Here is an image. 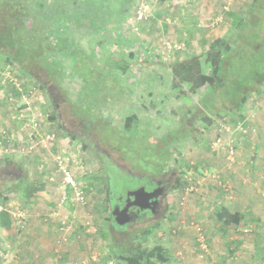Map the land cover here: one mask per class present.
Masks as SVG:
<instances>
[{
    "label": "rangeland",
    "instance_id": "1",
    "mask_svg": "<svg viewBox=\"0 0 264 264\" xmlns=\"http://www.w3.org/2000/svg\"><path fill=\"white\" fill-rule=\"evenodd\" d=\"M116 1H107L111 11L105 28L88 31L85 20L76 37L96 70L108 73L97 89L99 72L82 81L61 53L54 58L63 76L41 75L45 85L0 56V129L9 134L21 128L16 137L25 138L31 121L40 119L33 140L25 141L27 153L11 155L4 152L6 140L0 144V173L16 172L20 178L13 183L3 177L0 184V213H7L9 220L8 227L0 220V264H121L106 261L110 239L121 241L133 229L142 231L138 236L142 247L161 248L171 260L214 264L217 255L231 251L233 244L222 241L241 233L245 255L263 259L262 247L254 246L248 235L252 231L223 233L215 228L213 208L244 212V226L258 220L264 224V89L249 94L239 109L211 115L199 104L204 87L191 90L174 79L171 69L193 55L203 61L204 50L214 39L230 35L253 0H136L130 15H118ZM137 11L144 15L141 20ZM216 30L221 31L214 34ZM122 62L129 66L124 72L116 66ZM194 112L192 133L170 143L169 161L162 173L154 175L174 178L160 211L111 234L107 223L111 209L104 201L106 175L101 170L95 176L84 174L85 149L125 173V189L134 187L137 180L129 181L128 176L157 173L158 167L150 162L158 156H151L139 139L133 142L138 155L125 152V143L115 134L134 116L141 128L149 130L147 139L161 141L178 128L183 113ZM37 135L43 137L42 143ZM247 209L253 214H246ZM194 226L201 227L203 242ZM184 233L193 240L186 249L179 245Z\"/></svg>",
    "mask_w": 264,
    "mask_h": 264
},
{
    "label": "trees",
    "instance_id": "2",
    "mask_svg": "<svg viewBox=\"0 0 264 264\" xmlns=\"http://www.w3.org/2000/svg\"><path fill=\"white\" fill-rule=\"evenodd\" d=\"M65 1L52 0L46 3L43 0H0V56L7 64L15 65L23 74L39 83V78L42 80L41 75L45 78L53 75L56 79L63 76L61 64L54 58L61 53L71 60L70 70L78 73L82 81L94 72H99L98 85L95 84L97 89L108 73L105 69L96 70L90 55L78 46L76 37L83 32L81 22L85 20L88 26H84L88 31L98 32L105 28L109 21L110 5L108 0H98V3L90 0ZM116 5L118 15H130L136 0H117ZM229 31L228 37L216 38L209 44L203 52V61L202 57L193 55L171 67L176 81L188 84L193 91L204 87L199 104L202 112L206 111L211 115L239 109L249 94H261L264 89V0H253L246 14ZM116 66L122 72L129 68L124 62ZM35 70L42 74L34 75ZM41 84H44L43 80ZM182 115L185 117L179 118L178 128L163 137L162 142L153 136L147 139L149 130L146 127L141 128L134 116L129 117L128 123L115 137L118 136V140L125 143L122 147L125 152L136 155L139 149L133 142L142 140V147L149 150L151 156L156 155L161 159L158 165L155 163L158 159L150 162L158 167V172L148 174L156 176L163 172L169 161L167 148L178 142L182 136L192 133L191 122L196 118L195 112L192 116L184 113ZM85 152L88 157L82 159L84 174L95 176L100 170L105 173L104 201L111 209L116 192L124 185H121L124 183L121 179L123 173L110 166L105 159H101L91 148H86ZM139 166L142 168V164L139 163ZM179 184L176 181L175 186ZM0 214L2 226L8 227L7 213ZM213 216L223 227L237 226L243 218L241 213H231L221 206L213 208ZM107 223L111 234L121 233L129 228L128 225H116L111 214ZM138 236L142 237V231L133 229L121 241L110 239V251L106 261L114 259L121 264L166 263L167 256L162 254L161 248L142 247Z\"/></svg>",
    "mask_w": 264,
    "mask_h": 264
},
{
    "label": "crops",
    "instance_id": "3",
    "mask_svg": "<svg viewBox=\"0 0 264 264\" xmlns=\"http://www.w3.org/2000/svg\"><path fill=\"white\" fill-rule=\"evenodd\" d=\"M221 30H216L213 33L214 34H219ZM223 37V36H220ZM1 153V152H0ZM238 213H241L244 216V212L241 211H237ZM234 213V212H233ZM246 214H248L250 216V214H253V210L247 209L246 210ZM248 216V218H249ZM258 218V217H256ZM215 228L218 229V231L223 232V231H234L238 232L239 230L244 232L245 230H249L252 232H249L248 235L252 238L251 241L254 244V246H260L262 247V250L264 251V224L258 220V223H256L255 225H242L241 223L237 226L235 225H229L228 227H223L222 224L220 222H216L215 224ZM213 233L216 231L214 229H212ZM224 233V232H223ZM226 234V233H225ZM244 234H240V236L238 237V234L234 235L233 237H230L228 240L229 241H222L226 244H233L231 245L230 248V252L227 255H223V253H221L220 256H216L215 259L213 260L214 264H264V258L261 259V255H245V250L243 249V247L241 246V242ZM210 238H213L212 236H209ZM24 240H26L24 238ZM191 238L188 234L184 233L181 237H180V242L179 245L181 244V247L184 249L186 244H189L188 246L190 247L192 245L191 242H193V240L190 242ZM224 240V238H223ZM214 242V239L212 240ZM183 243V244H182ZM188 247V248H189ZM188 248L186 250V253L188 252V254L190 256L192 255V252L190 253V251H188ZM186 249V248H185ZM258 254H259V249H257ZM185 252V251H184ZM181 252H178L177 254H180ZM258 256V257H257ZM185 257H181L180 259L184 260ZM179 259H169L167 258V261L165 264H208V263H203V262H194L192 260H186V261H179ZM203 261V260H202Z\"/></svg>",
    "mask_w": 264,
    "mask_h": 264
},
{
    "label": "water",
    "instance_id": "4",
    "mask_svg": "<svg viewBox=\"0 0 264 264\" xmlns=\"http://www.w3.org/2000/svg\"><path fill=\"white\" fill-rule=\"evenodd\" d=\"M157 204V195L145 187L129 190L111 207L110 214L114 223L124 226L134 220L138 211L150 210Z\"/></svg>",
    "mask_w": 264,
    "mask_h": 264
},
{
    "label": "flooded vegetation",
    "instance_id": "5",
    "mask_svg": "<svg viewBox=\"0 0 264 264\" xmlns=\"http://www.w3.org/2000/svg\"><path fill=\"white\" fill-rule=\"evenodd\" d=\"M17 176H18V174L16 172L15 173H12V172L5 173V175L0 173V184L3 183V177H6L8 179H12V180H14L13 183H16L18 180H20V178H18ZM16 177L18 179H16ZM124 178H125V176H124V174H122L121 179H122V181H124V183H122L121 185L124 184L122 186L123 190H122V192H120V190H121V187H120V189L117 192L119 194L115 195L116 199H115V201L112 202V205L120 197H122L126 192H128L129 190L137 189V188L142 187V186L147 188L149 191L156 192V195H157V204L153 207V212H151L150 210L138 211L134 220L130 221L125 226L137 224V223L141 222L140 219L147 217L148 215H150V216L156 215L160 211L161 204L163 202V199L165 198L166 190L168 189L169 185L173 184V181H174V178H172V177H168L165 179L164 177L156 178L154 176H140L138 178H135V180H137V183L134 187H128L125 189L126 179H124ZM128 180L130 181V180H134V179H131V177H129Z\"/></svg>",
    "mask_w": 264,
    "mask_h": 264
},
{
    "label": "built area",
    "instance_id": "6",
    "mask_svg": "<svg viewBox=\"0 0 264 264\" xmlns=\"http://www.w3.org/2000/svg\"><path fill=\"white\" fill-rule=\"evenodd\" d=\"M144 17L143 13L141 11H137V19L141 20ZM220 22V19H216V23ZM36 112H38V117H42V113L40 112L39 109L36 110ZM40 119H36V120H32L31 121V125H30V133H29V137H16L19 133H21V128H19L18 130H12L9 134H6V132L2 129H0V144H2V140L5 139L6 143H8V147H6L4 149V152L6 153H11V155L13 154H19V153H27L28 148L25 146V141H29V140H33L32 136H33V132L37 131L40 127L38 125V121ZM33 131V132H32ZM15 135V136H14ZM40 141V143L43 142V137H41L40 135L36 136ZM34 138V137H33ZM47 139H52L53 136H47ZM67 175V173H66ZM66 181H70V179L66 178ZM1 210V208H0ZM194 229L196 230V232L198 233L199 237H200V241L203 242V237H202V229L200 226H194Z\"/></svg>",
    "mask_w": 264,
    "mask_h": 264
}]
</instances>
